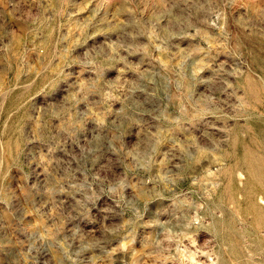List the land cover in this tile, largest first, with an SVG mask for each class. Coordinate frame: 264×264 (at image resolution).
Here are the masks:
<instances>
[{
  "label": "rangeland",
  "instance_id": "374dc122",
  "mask_svg": "<svg viewBox=\"0 0 264 264\" xmlns=\"http://www.w3.org/2000/svg\"><path fill=\"white\" fill-rule=\"evenodd\" d=\"M0 264H264V0H0Z\"/></svg>",
  "mask_w": 264,
  "mask_h": 264
},
{
  "label": "bare ground",
  "instance_id": "6f19581e",
  "mask_svg": "<svg viewBox=\"0 0 264 264\" xmlns=\"http://www.w3.org/2000/svg\"><path fill=\"white\" fill-rule=\"evenodd\" d=\"M263 186V185H262Z\"/></svg>",
  "mask_w": 264,
  "mask_h": 264
}]
</instances>
